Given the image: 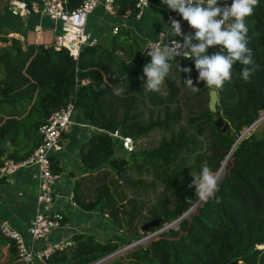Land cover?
<instances>
[{
    "label": "trees",
    "instance_id": "16d2710c",
    "mask_svg": "<svg viewBox=\"0 0 264 264\" xmlns=\"http://www.w3.org/2000/svg\"><path fill=\"white\" fill-rule=\"evenodd\" d=\"M81 1L67 5L74 8ZM135 4L117 0V14L137 13ZM246 23L251 81H243L244 66L237 62L232 81L217 89L216 111L209 107L210 89L198 81L194 58L171 61L160 91L144 89L147 78L140 77L151 58L120 28L111 45L86 44L77 58L66 47L24 43L15 36L0 45V163L8 141L14 147L8 156L27 158L42 140L39 126L70 100L97 127L80 145V160L90 171L76 179L73 199L86 210L98 208L114 231L74 233L72 244L49 256L50 264H264V125L233 147L264 110V0ZM220 47H210L209 53ZM188 78L198 91L184 83ZM120 88L124 91L117 94ZM117 129L135 139L132 151L111 134ZM156 130L164 133L158 143L142 146L140 139ZM231 150L219 176L221 202H200L167 226L197 201L194 176L205 165L217 172ZM52 169L61 170L57 155ZM154 218L160 222L140 231ZM113 254L118 255L102 262ZM0 264H21L15 242L1 229Z\"/></svg>",
    "mask_w": 264,
    "mask_h": 264
},
{
    "label": "crops",
    "instance_id": "0c3cea01",
    "mask_svg": "<svg viewBox=\"0 0 264 264\" xmlns=\"http://www.w3.org/2000/svg\"><path fill=\"white\" fill-rule=\"evenodd\" d=\"M13 1L15 0H0V45L10 42L18 33L26 36L24 43H53L62 31V21L36 12L25 15L15 14L11 11ZM25 1L42 2V0ZM169 23L166 9L160 0H152V4L141 15L132 13L130 9L124 15L111 14L104 4L100 3L89 16L88 30L98 42L111 45V39L115 35L113 27L118 24L128 39L135 42L144 53L146 43L157 38L163 30L165 36L171 37ZM181 25L184 34H194L195 30L188 22ZM37 34L40 35L39 40L35 39ZM173 38L183 39L182 36ZM73 120L68 130L63 133L64 148L57 154L61 170L55 187L54 207L64 212L65 227L55 230L47 238L33 244L31 233L37 205V168L34 165H27L9 178L0 179V219L16 227L30 246L39 249L51 241L70 239L79 231H93L101 236L114 231L112 224L103 217L98 208L86 210L73 202L72 194L76 179L90 171L80 160V145L93 129L81 109L76 110ZM6 147L4 158L14 148L9 141Z\"/></svg>",
    "mask_w": 264,
    "mask_h": 264
},
{
    "label": "built area",
    "instance_id": "2783aa9c",
    "mask_svg": "<svg viewBox=\"0 0 264 264\" xmlns=\"http://www.w3.org/2000/svg\"><path fill=\"white\" fill-rule=\"evenodd\" d=\"M67 1L68 0H42L40 3H28L25 0H15L13 1L11 11L20 15L36 12L49 16L52 19L62 21V31L56 36L55 41L49 44H53L57 48L66 47L70 53L77 58L84 45L98 42L97 38L91 36L88 30L90 14L100 3H103L106 10L111 14H117V0H82L81 3L74 8H70L67 5ZM160 3L162 4V0H160ZM151 4L152 0H136L135 6L137 8V14L141 15ZM231 4L232 1L220 0L219 6L224 7L225 5ZM162 5L166 9L169 22L173 19L180 21L181 24L187 22L183 20L178 12L168 9L164 4ZM119 27L120 26L116 24L113 27V32H117ZM15 37L22 41L26 40V36L23 33H18ZM35 39L39 40L40 35L37 34ZM170 39L181 42L183 40L159 34L157 38L149 40L146 43L144 46V54L154 45H159L161 47L167 45ZM82 82L86 83L88 79L83 78ZM76 110L74 100H70L67 104L54 110L39 126L42 140L27 158L17 160L11 156H7L4 158L3 162L0 163V179L9 178L20 168L27 165H34L37 168V205L31 233L33 244L36 241L47 238L55 230H59L66 226L64 212L54 207L55 187L60 178V172H55L52 169V156L57 155L63 150V133L68 130L73 123ZM91 126L97 128L92 124ZM111 134L121 140L122 147L127 152L135 148V139L131 135L123 134L118 129L112 131ZM73 202L77 204L74 199ZM107 215L106 213L105 216ZM69 227H71V225H69ZM0 229L15 242L21 264H50L48 258L55 250L62 249L73 243L72 237L70 239L64 238L48 242L45 247L39 249L33 245L30 246L25 236L16 227L1 219Z\"/></svg>",
    "mask_w": 264,
    "mask_h": 264
},
{
    "label": "clouds",
    "instance_id": "9594fccd",
    "mask_svg": "<svg viewBox=\"0 0 264 264\" xmlns=\"http://www.w3.org/2000/svg\"><path fill=\"white\" fill-rule=\"evenodd\" d=\"M259 2L233 0L231 5L220 7V0H162V4L178 12L195 32L186 35L180 21L173 19L169 23L171 37L182 36L183 40L170 39L167 45H154L145 52L151 59L143 67V75L140 77L141 80L147 78L143 88L160 91L172 70L171 61L177 57L194 58L198 81L204 82L209 89H222L226 82H231L233 67L237 62L244 66L240 76L245 83H249L254 61L248 47L249 28L246 18L253 15ZM163 34L164 30L160 35ZM213 46L221 47L210 54L209 48ZM180 71L191 73L192 69L183 68ZM184 83L193 92L199 90L194 87L191 78L184 80ZM123 91V88L117 89V94ZM193 186L196 189L195 200L221 202L217 195L220 190L219 177L207 165L203 166L199 176H194ZM192 200L188 198L187 202L191 203Z\"/></svg>",
    "mask_w": 264,
    "mask_h": 264
},
{
    "label": "water",
    "instance_id": "95a60500",
    "mask_svg": "<svg viewBox=\"0 0 264 264\" xmlns=\"http://www.w3.org/2000/svg\"><path fill=\"white\" fill-rule=\"evenodd\" d=\"M114 55H115V57L117 58V54L115 53ZM209 95H210V97H209V107H210V109H211L212 111H216V109H217V103H218V91H217V89H210V90H209ZM259 119H261V118H258V119H257L252 125L248 126L247 128H245V129L241 132V134H240L239 137L237 138L236 142L234 143L233 147H235V145H236V143H237L238 140H240V139H241V138H242L247 132H249V130H251V129L253 128V126L259 121ZM217 123L220 124V125L223 124V123H224V119H223V118H219V119L217 120ZM231 152H232V150H231L230 153L227 155V157H226L225 161L223 162L222 166L220 167V169L217 171V175H218V177L220 176V174H221V172H222V169H223V167H224V165H225L227 159L229 158ZM199 203H200V202L197 200V201L195 202V204H193L188 210H186V211H185L180 217H178V218H176L175 220H173L172 222H170L167 226H173V225L179 223V221H180L184 216L188 215L192 210H194L195 207H196ZM159 222H160V219H159V218H154V219H152V220H150V221L144 223V224L142 225V227H141L142 232L145 231V230H147V229H149V227H151V226H155V225H157ZM163 229H165V228H161V229L158 230V231H161V230H163ZM155 233H156V232H155ZM148 237H149V236H145V237H143L142 239L138 240V241L135 242V243H138V242H141V241H143V240H146ZM108 257H109V256L103 258L102 261L105 260V259L108 258ZM98 262H99V261H98ZM98 262H96V263H98ZM96 263H95V264H96ZM238 263H239V260H233V261L231 262V264H238Z\"/></svg>",
    "mask_w": 264,
    "mask_h": 264
},
{
    "label": "rangeland",
    "instance_id": "374dc122",
    "mask_svg": "<svg viewBox=\"0 0 264 264\" xmlns=\"http://www.w3.org/2000/svg\"><path fill=\"white\" fill-rule=\"evenodd\" d=\"M264 110L263 111H261V113H260V116H259V118H261V119H259V121L253 126V130L254 131H256V132H258V133H260L261 132V130H262V127H263V125H264ZM163 132L161 131V130H156V131H154V132H152L148 137H146V138H142V139H140V141L139 142H141L140 144L142 145V146H144V147H147V148H151V147H153L154 145H156L157 143H158V141H159V139L163 136ZM122 153H125V152H122ZM215 174H217V172H214ZM116 177H117V179H118V181L119 182H121L122 181V177L121 176H119L118 174H114ZM144 212V211H143ZM140 231H142V229L140 228ZM155 234V232H152V233H150V234H148L149 235V237H151V236H153ZM147 235V236H148ZM146 236V235H145ZM144 236V237H145ZM148 237V238H149ZM147 238V239H148ZM116 255H118V254H113V255H111V256H109L108 258H106L105 260H103V261H106V260H109L110 258H112L113 256H116ZM102 261V262H103ZM95 264V263H94ZM96 264H99V263H96Z\"/></svg>",
    "mask_w": 264,
    "mask_h": 264
},
{
    "label": "bare ground",
    "instance_id": "6f19581e",
    "mask_svg": "<svg viewBox=\"0 0 264 264\" xmlns=\"http://www.w3.org/2000/svg\"><path fill=\"white\" fill-rule=\"evenodd\" d=\"M264 118V117H263Z\"/></svg>",
    "mask_w": 264,
    "mask_h": 264
}]
</instances>
